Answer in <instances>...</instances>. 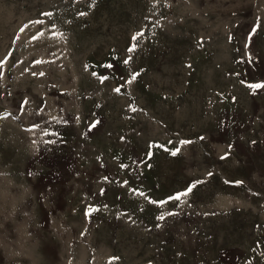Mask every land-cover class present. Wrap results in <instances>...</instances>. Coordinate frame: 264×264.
Listing matches in <instances>:
<instances>
[{
  "label": "rangeland",
  "instance_id": "374dc122",
  "mask_svg": "<svg viewBox=\"0 0 264 264\" xmlns=\"http://www.w3.org/2000/svg\"><path fill=\"white\" fill-rule=\"evenodd\" d=\"M263 159L264 0H0V264H264Z\"/></svg>",
  "mask_w": 264,
  "mask_h": 264
},
{
  "label": "crops",
  "instance_id": "0c3cea01",
  "mask_svg": "<svg viewBox=\"0 0 264 264\" xmlns=\"http://www.w3.org/2000/svg\"><path fill=\"white\" fill-rule=\"evenodd\" d=\"M250 149H253V146H251ZM251 162L253 163L254 157L250 155ZM262 158V157H260ZM260 158H257L259 160ZM264 160V159H263ZM255 161V160H254ZM24 181L27 184L26 190L31 193L27 198H32L33 195V185H32V179L29 178V176L24 177ZM240 188H244V190L249 189V193L251 195L250 200L254 202L253 207H251L248 211L242 210L240 211L241 215L250 217V221L252 224H254L255 220L261 216V212L256 208V202L258 201H264V169H250V172L246 169H243V172L239 173V176L235 180ZM249 181V182H248ZM251 189V190H250ZM248 191V190H247ZM15 207L14 205H10ZM31 207V205H30ZM12 212L13 216L16 217V210L10 211ZM5 213V212H4ZM3 216H6V214H3ZM0 216L3 218V220L6 221V223H12L11 221L8 222L5 217ZM5 218V219H4ZM16 221H14L15 223ZM255 225V224H254Z\"/></svg>",
  "mask_w": 264,
  "mask_h": 264
},
{
  "label": "built area",
  "instance_id": "2783aa9c",
  "mask_svg": "<svg viewBox=\"0 0 264 264\" xmlns=\"http://www.w3.org/2000/svg\"><path fill=\"white\" fill-rule=\"evenodd\" d=\"M261 235H262V244H261L262 247L258 251V256L261 259H264V230L262 231Z\"/></svg>",
  "mask_w": 264,
  "mask_h": 264
},
{
  "label": "snow or ice",
  "instance_id": "6c2138e0",
  "mask_svg": "<svg viewBox=\"0 0 264 264\" xmlns=\"http://www.w3.org/2000/svg\"><path fill=\"white\" fill-rule=\"evenodd\" d=\"M257 87H259V85L257 86ZM163 217H161V219H162Z\"/></svg>",
  "mask_w": 264,
  "mask_h": 264
}]
</instances>
